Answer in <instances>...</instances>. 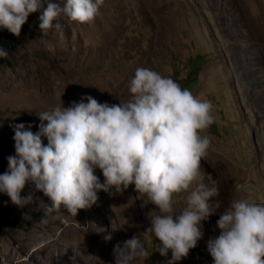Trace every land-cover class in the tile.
Segmentation results:
<instances>
[{
    "label": "rangeland",
    "instance_id": "374dc122",
    "mask_svg": "<svg viewBox=\"0 0 264 264\" xmlns=\"http://www.w3.org/2000/svg\"><path fill=\"white\" fill-rule=\"evenodd\" d=\"M38 16L30 14L21 43L0 65V174L15 154L12 125L31 124L37 132L38 113L61 100L64 107L86 95L125 101L129 79L145 67L211 101L214 122L202 133L211 143L200 168L206 183L218 184L219 211L245 194L237 185L264 203V0H104L93 22L63 17L47 35L32 27ZM30 191L34 202L23 208L0 193V264H115L114 247L134 235L143 239L158 212L134 185L100 191L76 217L63 208L46 216L39 202L50 201L30 183L21 195ZM173 206L184 207L180 195ZM218 218L202 221L203 238L177 264H213L207 241L219 235ZM144 243L149 257L135 264L171 258L156 251L158 241Z\"/></svg>",
    "mask_w": 264,
    "mask_h": 264
},
{
    "label": "clouds",
    "instance_id": "9594fccd",
    "mask_svg": "<svg viewBox=\"0 0 264 264\" xmlns=\"http://www.w3.org/2000/svg\"><path fill=\"white\" fill-rule=\"evenodd\" d=\"M104 0H0V29L16 37L30 14L39 12L38 28L47 33L60 28L58 21L91 23ZM0 46V58H9ZM129 99L118 104L99 102L91 95L38 113L41 123L33 133L29 124L12 125L15 154L7 157L0 174V193L20 208L34 202V193L22 196L26 184L34 185L50 203L40 200L46 216L63 208L76 217L92 207L100 191L117 192L134 185L158 212L149 216L150 226L117 244L115 264H135L149 253L145 240L158 241L156 251L177 264L203 238L202 221L219 213V235L207 241L213 264H264V203L251 189L237 185L238 193L223 210L216 181L205 182L201 160L207 155L214 122L211 101L200 99L171 77L138 67L127 84ZM87 101V102H85ZM47 123H44V122ZM46 138L47 143H44ZM103 175V181L96 174ZM184 207L174 209V196ZM26 215V214H25ZM111 239V237H106Z\"/></svg>",
    "mask_w": 264,
    "mask_h": 264
},
{
    "label": "trees",
    "instance_id": "16d2710c",
    "mask_svg": "<svg viewBox=\"0 0 264 264\" xmlns=\"http://www.w3.org/2000/svg\"><path fill=\"white\" fill-rule=\"evenodd\" d=\"M39 21L35 20L32 24L33 29H35V27H38ZM35 26V27H34ZM34 34L33 30L29 31V34H27V37H31ZM23 39V30L21 29V33L19 37H16L15 35H13L12 33H10L8 30L6 29H0V46H3L4 48L8 49L10 55L13 53L14 49L21 43ZM7 59L4 58H0V65L2 63H5Z\"/></svg>",
    "mask_w": 264,
    "mask_h": 264
},
{
    "label": "bare ground",
    "instance_id": "6f19581e",
    "mask_svg": "<svg viewBox=\"0 0 264 264\" xmlns=\"http://www.w3.org/2000/svg\"><path fill=\"white\" fill-rule=\"evenodd\" d=\"M232 168V167H231ZM228 170H229V168H228ZM232 170V169H231Z\"/></svg>",
    "mask_w": 264,
    "mask_h": 264
}]
</instances>
